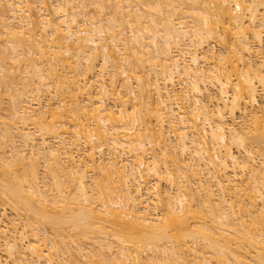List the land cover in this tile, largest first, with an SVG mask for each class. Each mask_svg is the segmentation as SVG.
<instances>
[{"label": "bare ground", "instance_id": "6f19581e", "mask_svg": "<svg viewBox=\"0 0 264 264\" xmlns=\"http://www.w3.org/2000/svg\"><path fill=\"white\" fill-rule=\"evenodd\" d=\"M0 94V264H264V0H0Z\"/></svg>", "mask_w": 264, "mask_h": 264}, {"label": "rangeland", "instance_id": "374dc122", "mask_svg": "<svg viewBox=\"0 0 264 264\" xmlns=\"http://www.w3.org/2000/svg\"><path fill=\"white\" fill-rule=\"evenodd\" d=\"M3 3H4V2H2V4H3ZM7 95H8V94H7ZM7 95H5V94L1 95V94H0V100H1L2 102H3L4 100L7 101V100H8V96H7ZM3 96H4V97H3ZM6 96H7V97H6ZM6 99H7V100H6ZM5 101H4V103L0 102L1 105H2V107L5 108V109H3V110L0 109V111L2 110V111L0 112V114H3V113L5 114V112L7 111L6 109L9 108V107L7 106V104L9 103V101H7L8 103L5 102ZM4 104H5V105H4ZM1 105H0V108H2ZM5 106H6V107H5ZM4 110H5V111H4ZM3 111H4V112H3ZM2 112H3V113H2ZM7 112H8V111H7ZM7 112H6V114H7ZM3 118L5 119V117H2V118L0 117V119H2V120H3ZM0 121H1V120H0ZM9 214H10V211H7L6 215L4 216V219H6V220L9 219ZM0 215L3 216L2 213H0Z\"/></svg>", "mask_w": 264, "mask_h": 264}]
</instances>
